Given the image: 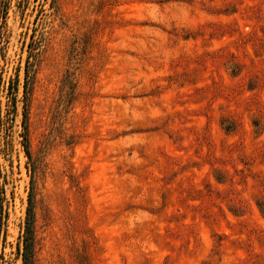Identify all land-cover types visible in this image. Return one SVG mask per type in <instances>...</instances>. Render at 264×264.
Returning <instances> with one entry per match:
<instances>
[{"label": "rangeland", "instance_id": "obj_1", "mask_svg": "<svg viewBox=\"0 0 264 264\" xmlns=\"http://www.w3.org/2000/svg\"><path fill=\"white\" fill-rule=\"evenodd\" d=\"M31 204L33 264H264V0H0V264Z\"/></svg>", "mask_w": 264, "mask_h": 264}, {"label": "trees", "instance_id": "obj_2", "mask_svg": "<svg viewBox=\"0 0 264 264\" xmlns=\"http://www.w3.org/2000/svg\"><path fill=\"white\" fill-rule=\"evenodd\" d=\"M15 85L14 89L17 90V79L13 82ZM14 102V107L16 106V102ZM25 122V120H24ZM26 153L28 156H30V151L29 148L26 147ZM31 203V202H30ZM33 210H32V204L31 207L29 208V214H28V219H27V226L25 227V236H24V241H23V261L24 264H33V252H34V247H33Z\"/></svg>", "mask_w": 264, "mask_h": 264}]
</instances>
